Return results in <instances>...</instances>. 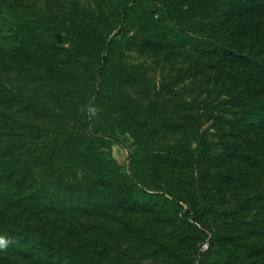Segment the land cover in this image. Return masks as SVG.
Masks as SVG:
<instances>
[{
	"label": "trees",
	"instance_id": "obj_1",
	"mask_svg": "<svg viewBox=\"0 0 264 264\" xmlns=\"http://www.w3.org/2000/svg\"><path fill=\"white\" fill-rule=\"evenodd\" d=\"M96 5L106 12L87 14L83 19L88 23L25 17L17 12L0 14V105L7 110L20 107L15 96L4 89L7 77L12 72L38 66L59 75L68 88H88L93 97L83 102V115L78 119L84 129L88 127L90 133L97 135L91 118L94 102L106 103L108 111L123 116L135 110L119 102L114 90L110 91L104 66L115 48L116 35H123L134 26L140 27L148 39H152L148 42L154 52L173 56L174 60L169 63L172 69L177 65L175 82L187 79L182 87L189 101L195 104L188 109L207 111L210 118L225 126L221 132L224 150L208 158L205 148L212 147L213 143H204L198 136L189 135L184 145L172 144L161 152L144 154L141 162L136 161L135 152H131L120 181L125 186L117 190L123 193L114 199V206L121 212H114V221L123 232L146 239L147 229H152V224L160 220L140 223V218H125L123 213L140 212L142 219L147 213L154 214V209L163 208L170 225L192 228L199 234L195 225L204 229L201 217L212 215L216 221L212 232L215 250L206 264H264V17L261 24L257 22L258 15L264 13V0H96ZM203 14H214L215 19L225 16L218 22L220 29L200 22ZM254 14L257 15L256 25L249 19ZM229 17H237L239 21L222 26V21ZM236 26L251 40L245 44L232 40L227 31ZM100 27H106L107 32L115 30V33L107 39ZM76 33L85 34L88 42H84L81 52L66 55L73 64L62 67V61L54 52L58 50L56 41L64 34L76 38ZM253 38L256 39L254 45ZM90 45L98 49L89 51ZM78 55L83 57L82 61L76 60ZM215 69L217 72H213ZM29 82L32 83L30 79ZM23 110L26 114V109ZM31 111L34 117L46 120V115L34 106ZM69 117L65 114L61 120L64 126L72 120ZM81 139L78 138V143ZM231 139L238 140L232 143ZM75 140L73 132H67L57 141L49 137L44 168L34 166V160L28 158L18 160L16 166L0 168V240L4 241L0 244V264L102 263L92 256L88 236H82V246L78 249L60 236L62 233L73 236L81 230L88 233L95 219L104 215L99 209L104 208L103 203L109 200L113 190L96 170L103 162L101 156L105 155H91L86 176L74 182L65 179L62 168H56L59 165L56 161L72 149L60 152L70 148ZM78 143L74 148L82 149L83 144ZM10 146L0 147V153ZM241 148H249L251 154ZM180 154L187 158L178 162ZM73 155L78 157L79 153L76 151ZM210 161L221 167L213 174L214 184L221 188L227 186L226 189L231 184L236 187L229 190L233 192H226L230 193L229 198L219 196L217 202L225 204L222 209L207 206L196 212L185 201L188 213L180 217V200L166 196L165 192L159 193L143 180L147 171L160 169L167 179L174 181V187L186 191L194 182L189 163L205 162L208 169L205 168L198 180L204 187ZM242 161L243 165L239 166ZM36 173L41 176L40 183L35 182ZM47 176L51 178L49 181ZM66 217L70 220L64 226L57 218ZM72 218L78 219L72 221ZM211 239L209 237L208 247ZM99 247L98 254L102 256L106 244L101 242Z\"/></svg>",
	"mask_w": 264,
	"mask_h": 264
},
{
	"label": "rangeland",
	"instance_id": "obj_2",
	"mask_svg": "<svg viewBox=\"0 0 264 264\" xmlns=\"http://www.w3.org/2000/svg\"><path fill=\"white\" fill-rule=\"evenodd\" d=\"M14 12L21 13L25 17L39 16L66 23H88L83 19L87 14L98 15L106 11L97 7L96 0H0V14ZM256 16L254 14L249 17L255 25ZM258 16L257 22L261 24L264 13ZM224 17L220 15L215 19L214 14L212 16L207 14L200 19V22L220 29L218 22ZM237 21L239 18L229 17L222 21L224 23L222 26ZM239 26L228 30L227 35L235 42L245 44L251 38L240 30ZM101 32L109 39L115 30L107 32V28L103 27ZM75 37L64 34L56 41L55 46L58 50L54 52L56 51V56L62 61V67L73 64L72 61L69 62L66 55L71 56L81 52L84 42H88L83 33H76ZM148 38L149 36L138 26L128 29L123 35H116L115 48L110 60L104 66V77L110 82V91L114 90L115 96L121 100L119 102L129 104L135 110L130 115L123 116L115 111H108L106 103L99 105L97 101L94 102L91 118L97 127V135L90 133L88 127L84 129V125L80 123L83 115L82 104L93 97L88 93L87 87L68 88L59 75L45 72L38 66L30 67L23 72H12L7 77V85L4 89L15 96L20 107L15 109L13 106L7 110L0 105V147L6 144L11 145L1 150L0 168L4 169L10 164L16 166L17 161L22 158L34 160V166L44 168L47 162L45 152L49 137L57 141L67 132H73L76 136L75 142L70 148H64L60 153L71 149L72 151L56 161L59 164L56 168H62L65 179L74 182L86 176L91 155H105L101 156L103 162L97 165L96 170L104 178L109 189L113 190L109 200L103 203L104 208L99 209L104 212V215L95 219L88 233L84 230L73 236L62 233L60 235L62 239L78 249L82 246V236H88L90 252L95 259H101V264H206L215 250L212 232L216 221L213 220L212 215L204 214L201 217L204 229L195 225L201 232L199 234L192 228L179 229L170 225L166 221L168 215L163 208L154 209V214H145L142 216L143 221L140 212L134 213L129 210L123 213L125 218H140V223L160 220L159 223L152 224V229H147L146 239L123 232L116 224V220L114 221V212L121 214L114 206V199L117 200V197L123 193H117V190L125 186L124 182L120 181L127 170L131 152H135L136 161L141 162L144 154L161 152L166 146L172 144L184 145L189 135L198 136L204 143H213L212 147L205 148L207 150L205 156L208 158L212 159L224 150L221 132L225 130V126L210 118L211 115L207 111H198L195 107L193 110L188 109V106L192 107L195 104L189 101V95L182 87L187 79L181 81L182 83L175 82L173 76L177 65L172 69L169 63L174 60L173 56H161L158 52H154L148 42L152 39ZM126 39L128 41H125ZM254 41L256 39L253 38L252 45ZM87 49L95 51L98 48L90 45ZM76 60L82 61L83 57L78 55ZM213 72H217V69ZM18 88H25V90L19 91ZM32 106L44 113L46 120L34 117L31 111ZM22 107L26 109V114ZM65 114L71 116L69 118L72 120L70 119L64 126L61 120ZM32 133L37 135L33 137ZM98 137L100 139H96ZM78 138H82L79 143ZM237 140L231 139V142L235 143ZM43 143L46 144L43 145ZM77 143L83 144L82 149L74 148ZM189 144L194 145L193 142ZM241 149L251 154L249 148ZM76 151L79 153L78 157L73 155ZM186 158L185 154H180L177 161L180 162ZM243 163L242 161L239 166ZM189 164L188 168L194 182L186 191L174 187V181L167 179L160 169L147 171L143 177L144 183L153 186L159 193L165 192L166 196L178 198L180 217L183 215L186 217L188 213L187 205L183 203L185 201L196 212L207 206L222 209L225 204L217 202L219 196L229 198L230 193L226 192H233L229 190L236 189L235 185L231 184L228 189H226L227 186L221 188V185H215L213 174L221 167L215 165L214 161H210L209 171L202 187L198 180L208 167L205 162ZM100 165H104L103 168H100ZM73 174L76 176L74 177ZM50 179L49 176L46 177V180ZM40 180L41 176L36 173L35 182L40 183ZM211 193L214 195L210 196ZM249 216L250 214L247 215ZM57 219L64 226L70 220L69 217ZM55 234L59 238V235ZM209 237L212 239L208 247ZM101 242L106 244V252L102 256L98 254Z\"/></svg>",
	"mask_w": 264,
	"mask_h": 264
},
{
	"label": "clouds",
	"instance_id": "obj_3",
	"mask_svg": "<svg viewBox=\"0 0 264 264\" xmlns=\"http://www.w3.org/2000/svg\"><path fill=\"white\" fill-rule=\"evenodd\" d=\"M3 243H4V241L0 240V244H3Z\"/></svg>",
	"mask_w": 264,
	"mask_h": 264
}]
</instances>
